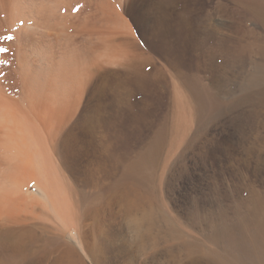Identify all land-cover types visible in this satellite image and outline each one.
<instances>
[{"label": "rangeland", "instance_id": "1", "mask_svg": "<svg viewBox=\"0 0 264 264\" xmlns=\"http://www.w3.org/2000/svg\"><path fill=\"white\" fill-rule=\"evenodd\" d=\"M49 1L45 6L51 5L54 18L66 16L67 27L61 32L45 30L42 19L32 27L36 17L25 24L0 15V49H8L0 51V80L6 90L16 92V99L22 98L28 92L21 78L24 72L41 78L36 79L38 87L61 78L51 71L58 65L53 62L70 55L62 78L67 80L74 70L82 78V94L77 112L70 114L59 134V154L78 172L76 178L70 172L64 190L75 184L79 191H92L85 183L92 171L101 172L97 161L106 160L114 175L93 199L92 209L112 211L111 238L119 225H125L119 215L120 196L127 186L132 192L136 189L133 178L140 177L148 197L145 210L155 217L148 248L141 255L132 252L142 259L136 255L131 263L124 256L106 264H199L218 256L255 264L254 249L262 247L257 234H264V0H69V5L67 0ZM117 16L126 30L118 28ZM22 55L31 61L27 67L19 62ZM44 134L58 164L60 157L50 147L56 142ZM33 145L29 150V145L22 147V154L28 150L37 158ZM7 149L1 155L5 168L0 166V190L18 187V196L34 193L36 181L21 180V189L17 179L14 187L12 167L22 155L18 148ZM50 159L45 160L51 164ZM125 174L128 181L121 182ZM10 192L7 196L13 197ZM123 227L125 237L136 244L139 233ZM73 228L55 229L52 235L60 232L61 238L66 232L62 241L72 243ZM87 234L83 232L84 242L98 241ZM15 237L3 249L7 257L0 253V262L28 264L24 259L29 258L23 257L28 252H21L30 237L20 243ZM82 254L84 264H93L90 253Z\"/></svg>", "mask_w": 264, "mask_h": 264}, {"label": "bare ground", "instance_id": "2", "mask_svg": "<svg viewBox=\"0 0 264 264\" xmlns=\"http://www.w3.org/2000/svg\"><path fill=\"white\" fill-rule=\"evenodd\" d=\"M1 1L3 4L1 5L2 11H0L1 12L0 15L2 13H6V17L10 21L12 20L17 21L16 23H18L19 21H24L26 24V22H28L29 20L32 21V18L35 19L36 17L35 24H33L32 27L37 28L38 27L37 22H41L39 20L42 19V22L40 24H44L43 26L44 29L46 27L47 30L48 29L50 30L58 29L59 31L60 29L64 30L66 16L62 14V16L59 15V18L57 17L54 18V16L50 14V10L52 9V7L51 5H47V7H50V9L47 8L45 6L46 5L45 0H43L44 2L42 1L43 3L40 0L41 2L40 4H39V0H4V1L0 0V3ZM67 2L69 5L70 4L69 0H67ZM71 2L73 1L71 0ZM66 4L67 3H65V5ZM117 19L118 20H116V23L119 25L118 28H120L121 30L123 29L126 30L127 27H126L125 22L122 21V19L119 16H117ZM23 28L24 30H27L28 26H24ZM68 53H66V55ZM68 56L70 55L68 54L67 57ZM64 57H65V54H64ZM66 59L61 58L60 62H55L52 59V61H54L53 63L58 64V65L51 71L57 76H60L61 78H56L53 76L54 78L47 80L48 83H44V84L43 82L42 84L39 83L38 87L36 84L38 83L37 81L41 78L38 79L37 78L38 75L36 76V74H34L35 75L34 76L31 74V72L29 73L27 71V69L29 70L30 68L28 65V68L25 70L27 72H24V76L21 77L22 75L20 74L21 75L20 77L25 78L27 81L25 82L27 85V88L26 87L25 88L28 89V92L27 91L25 92L26 89H24V92H25L24 96L21 93L22 94L21 96L23 97L22 98L20 97L19 99H16V97L14 96L16 95V92L13 93L11 91L12 89L6 90L7 85L5 84L4 81L0 80V166L2 167V164H3L2 162H4L1 157L3 149L8 150L7 149L8 146H9L8 152H11L12 151L11 149H16V151L19 149L20 151L19 152L17 151V153L20 154L21 152L22 157H20L18 162L15 163V166L13 167L11 166L12 168H15L14 170L11 169V172L13 170L16 176L15 177L12 175V177H15V178L12 179L13 181L11 180L12 183L14 182L13 184L14 187L18 184L17 179H19L18 180L19 185L17 186H19V188L21 189H22L21 183H20L22 182L21 180H24L25 183L28 181L27 184L29 183V181L30 182L36 181L35 183L36 189L34 193H27V195L25 193L23 194L20 193L19 194L20 196H18V194H16V192L20 190L18 189V187L17 189H15L16 187L9 188V186H7V188H9L7 190L9 191L0 190V191L8 192V194L11 191L12 193L11 192L10 193L13 195V197L16 196L15 198H13L11 195L7 196L8 194L7 193L4 194L3 192L1 193L4 196H1L2 194L0 193L1 194L0 195V221L2 220L1 221L2 223H0V225L2 226L4 224V227H5V224H7L8 226L10 225L8 229H1L2 227L0 226L1 227L0 228V253L6 256L5 255L6 252L3 251V249L5 248V246H9V242H10L9 240L13 241L14 239L12 240L11 238H14V235L16 234L15 238H17L18 236V241H19L18 243L21 242L19 239L21 238L23 239V237L24 239H26L25 237H28V238L30 237L29 239L33 240L31 241L32 243L30 245H29L30 243V240H29V243L27 246H24V244L22 243L23 244L22 246H24L23 250L25 249L26 251L21 252L22 250H20V252L23 254H25V252L26 253L28 252L27 256H23V257L29 258L25 260L21 254L20 257L24 259L25 263L26 261H30L28 264H84L82 262L83 258L80 257L81 256L80 254L81 253L86 254L87 253L86 251H88L86 249V245H88L87 243L95 241L94 240V241H90L86 243V241H89L91 238L90 239L86 238L89 240H86L85 242L84 240H82L83 237H86L83 235V232L85 233L88 232L89 234V235L87 234L88 236L90 237L94 236L98 239L97 242L95 241L96 244L95 243L94 245L91 244V246L88 245L89 246L88 248L90 251L88 252L90 253L92 257L91 259L93 261L92 262L93 264H106V260L108 261L111 258H118V257L123 258L124 256H129L130 259L128 258V260H130L131 262V259L134 258L137 254L141 255L145 251V248L147 247V240H148L147 238L150 237V234H151L150 231L152 230L154 223H155V217L153 215V212H148L145 210L148 197L146 196V194H143V184L140 180V177L138 176V178H136L135 180L134 178L132 179L134 182L133 185L136 186V189L134 188L132 189L133 192L130 191L129 187L127 186L125 191H123L122 195L120 196V200L122 202V209L120 210L119 215H120V218L124 220L125 225L118 226L117 228L118 232L115 234L116 236L114 238H111L110 236V234L113 232L112 230L113 224L109 222V220L112 221L113 219L112 211H101L99 209H96V210L92 209L93 199L96 197H99L102 194V192L108 187L109 183L107 182V180H110L114 175V173L110 172L111 169H107L110 166V163L108 161L106 160H103L102 162L97 161L98 164H102L103 168L101 169V172H100V169H96L95 171H92L91 169L92 172L90 174L89 184L85 183V185L91 187L92 191H79L76 189L75 184L74 186L69 184L68 189L64 190V187L66 186L65 182L70 180V176H72L71 173H73L74 174L73 177L76 178L77 177L76 175L78 174V172L76 168H74L76 166L74 167L67 166V162L63 159V157L60 156L59 154V143H60L59 134H60V129L62 128L61 127L62 124L64 123L66 124V122H68V119L70 118V114L74 115L77 112V109L80 104L81 94H82V92L80 94V91H79L80 89L79 86L82 83L81 80H79V77L81 78V76H79L78 74L76 75L74 70L72 73L69 69L71 73L69 71L68 73L72 75L71 77L69 76V78L67 76L68 82H65L67 81L65 80L66 77L62 78L64 76V72L66 71L64 70V67H63V64H66ZM19 62L21 65L23 64L26 65L31 61L29 57L23 56V58H21ZM74 68L75 67L72 66L71 69H74ZM18 70L17 72H19ZM79 74L82 75V72ZM31 81H33L34 84ZM83 85L84 84H82V86ZM74 87H75V90H74ZM3 108L7 109V112L6 111L4 112ZM43 133H45L46 135H49L51 143L56 142L55 145L51 144L50 147H52L51 152L54 151V153H57V156L59 155L60 157V162L58 164L56 163V160L52 159V157L50 156L51 154H49L48 152V147H47L48 143H45L46 142L45 140L47 138L44 139V137L42 136ZM22 142H24V144L26 143V145H24L25 147L29 145L28 147L25 148V149L28 148V150L29 148L31 149L30 145L32 146V144L34 143L33 147H35V144H36L38 152H35V154L37 153L36 156L38 159L37 158L34 159L35 155L33 156L32 152H31L32 155L31 153L28 154V150L27 151L23 150V154H22L21 149L22 147H24V146H21L20 148V145L22 144ZM19 143L21 144L19 145ZM11 144H15V146H12ZM34 149L36 151V148ZM16 151L13 150V154L11 153L13 156H15V158L17 155ZM30 155L33 158H31ZM10 158H13V157H10ZM36 159L40 161L37 162ZM45 159L46 160L50 159L51 164L49 161H46ZM45 161L48 162L49 164L45 163ZM4 168H5V165L2 167V169ZM96 171H99L101 173V174L99 173L100 175L99 177L96 175L98 174V172ZM15 181H16V184H15ZM44 181L46 183H43ZM123 181L125 182L128 181V177L126 174L125 176L123 175L122 177L121 182ZM71 183L73 184V182ZM12 189H14L15 192L12 191ZM48 190L51 191L52 194H50ZM49 202H51V204H49ZM39 206L42 207V210H40L41 208H39ZM36 207L39 208V209L37 208L38 211L36 210ZM55 218L60 220V222L63 223V225H65L66 228L58 225V223H56L57 221ZM12 225H14L15 227L20 226V228L18 227L19 228L18 229V228H15L14 226L12 227ZM123 226H127L129 229H134L136 232L139 233V237H137L136 244L135 243L132 244L130 242V239H128V236L125 237L124 235L125 228ZM69 228L70 229L73 228L75 230V234L72 236L74 241L71 240L72 243H68V242L65 243L63 242L64 240L62 241L63 234L66 232L62 234L61 238H60V232L58 234H55L56 236L52 235L53 230L55 229H57L58 231H61V229L62 230L64 229L67 231ZM38 230H42V232L39 233ZM43 233L46 235V238L43 237L44 236ZM256 239H259L258 242L261 243L262 247L259 250H256L255 248L253 257L251 258H253L254 260L256 258L258 259V261L255 264H264V234L258 233ZM18 243L16 244L18 245ZM84 245H85V248H84ZM13 248L9 247L8 251L9 249H13ZM152 250L153 249H151V251ZM151 251H149V253ZM255 251L258 254V256H256ZM20 252H19V255H20ZM132 252L137 253V254L134 256ZM89 253H87L86 255H88ZM9 255L12 256L10 252H9ZM140 255H137V256L141 258ZM13 257L15 258L16 256H13ZM20 257L18 256L19 259ZM146 259H148V257ZM6 260L9 263L10 261H12L10 260V258H9L10 261H8V259ZM7 262H4V264ZM11 263L13 264V261ZM16 263L18 262L16 261ZM85 264H87L86 261H85ZM199 264H237V263L235 261L228 260L222 256H218V257H214L211 260H206V261L201 260Z\"/></svg>", "mask_w": 264, "mask_h": 264}, {"label": "snow or ice", "instance_id": "3", "mask_svg": "<svg viewBox=\"0 0 264 264\" xmlns=\"http://www.w3.org/2000/svg\"><path fill=\"white\" fill-rule=\"evenodd\" d=\"M7 39H12V37H7ZM0 51H2V52H7L8 49H0Z\"/></svg>", "mask_w": 264, "mask_h": 264}]
</instances>
